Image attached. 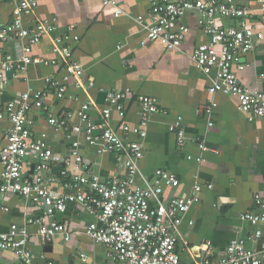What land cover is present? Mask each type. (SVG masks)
Listing matches in <instances>:
<instances>
[{
  "label": "built area",
  "instance_id": "2783aa9c",
  "mask_svg": "<svg viewBox=\"0 0 264 264\" xmlns=\"http://www.w3.org/2000/svg\"><path fill=\"white\" fill-rule=\"evenodd\" d=\"M8 2L12 6L13 19L6 24L0 22V89L9 82V71L15 77L30 64L57 63L56 59L34 53L35 46L46 36L55 34L57 29L54 21L38 17L39 1ZM149 2L152 17L145 27L149 40L161 43L166 50L179 49L191 31L182 20L187 15H195L207 41L197 44L190 56L209 78V93L236 97L239 108L249 120L264 117V92L244 85L240 77L247 67L244 57L258 45L264 46V28L254 23L257 12L264 15V0H256V8L241 4L239 0ZM121 13L123 10L119 8L116 15ZM223 19L233 20V24L226 25ZM79 40L80 35L71 31L54 36L52 51L63 62L66 75L63 82L51 77L44 81L58 99L65 97L69 79L80 82L84 75L82 64L71 60V44ZM12 41L20 44L19 59L4 52V46ZM261 78L264 79V73ZM47 94V89L18 93L0 110V121L8 118L11 122L6 133L7 144L0 143L1 193L3 196L18 195L27 204L43 210L40 216H27L21 225L12 223L5 230L0 228V249L11 250L19 264H49L36 259L29 246L31 236L35 234L46 242H52L57 236L70 240L72 232L58 214L65 213L71 204H80L93 218L82 233L92 242L102 244L111 260L121 264H182L178 251L181 225L203 186L197 183L191 194L166 199L163 183L176 184V175L158 168L154 181L150 182L142 173L140 162L145 155L142 139L147 135L152 118L166 113L158 99L132 89L109 90L105 93L99 118L91 114L93 101L82 102L76 112L70 111L61 118L45 106ZM130 100L137 105L135 123L127 120ZM217 105L211 99L208 110L212 111ZM115 114L123 120L120 129L111 122ZM75 117L77 122L72 121ZM42 122L48 130L70 140L67 154L55 152L50 147L49 131L38 129ZM170 130L176 133L178 147H184L188 139L181 119L172 122ZM77 135H83L84 143L93 148L95 157L105 152L116 154L121 172L105 178L95 172L93 159L81 152V140L73 139ZM132 135L139 139H133ZM198 145L205 148L202 142ZM55 167L60 168L61 177L54 172ZM61 178L68 188L66 193L54 187ZM207 186L213 185L208 183ZM253 200L255 210H247L241 217L255 226L247 239L260 242L259 245L247 248L246 238L234 239L217 255L214 264L264 263V190L256 193ZM8 210V205L0 206V211ZM32 224L37 226L35 233L29 229ZM208 246L212 249L210 242ZM81 257L86 260L87 254Z\"/></svg>",
  "mask_w": 264,
  "mask_h": 264
},
{
  "label": "crops",
  "instance_id": "0c3cea01",
  "mask_svg": "<svg viewBox=\"0 0 264 264\" xmlns=\"http://www.w3.org/2000/svg\"><path fill=\"white\" fill-rule=\"evenodd\" d=\"M38 1V17L54 21L56 35L70 31L80 35V40L71 44V60L82 64L84 75L80 82L69 79L65 97H56L44 80L51 77L63 82L66 71L60 57L52 51L55 34L46 36L35 46L34 53L56 59L57 63L30 64L17 76H8L9 82L0 89V110L18 93L36 89L48 90L45 106L58 117L70 111L76 112L82 102L93 101L95 105L91 114L99 118L105 93L109 90L132 89L156 97L166 113L152 118L147 135L142 139L145 154L140 162L142 173L150 182L154 181L158 168L176 175V184L163 183L166 199L191 194L197 183L203 186L181 225L182 239L178 245L181 263L214 264L217 255L237 238H246L247 248L257 247L260 242L247 239V235L256 228L241 214L255 210L254 195L264 190V117L249 120L239 108L236 97L209 93V78L196 67L190 56L197 44L207 41L196 16L187 15L182 20L191 31L181 47L166 50L161 43L148 38L145 27L152 17L149 0H110L113 3L105 0ZM239 2L257 7L256 0ZM119 8L123 13L117 16ZM257 13L254 23L264 28V15ZM12 19V6L8 0H0V22L6 24ZM222 22L233 24L229 19ZM4 52L19 59V42L7 43ZM244 60L247 67L240 74L241 81L264 92V79L261 78L264 73V46L258 45ZM4 95H7L5 101L2 100ZM211 99L218 105L209 111ZM176 119H181L188 139L182 148L177 145L176 133L170 130V124ZM127 120L132 123L138 120L135 101L127 102ZM72 121L77 122L78 119L75 117ZM111 122L120 129L123 120L115 114ZM10 127L8 118L0 121V143L7 144L6 133ZM38 129L49 128L42 122ZM48 131L50 147L55 152L67 154L70 140L61 138L60 133L51 129ZM73 139L81 140V152L93 159L95 172L104 178L121 172L116 154L105 152L95 157L93 148L84 143L83 135ZM201 142L205 144L204 149L198 145ZM54 172L61 177L59 167H55ZM60 180L54 187L66 193L65 180ZM2 182L0 161V186ZM208 183L213 186L208 187ZM2 204L9 207L8 211H0L2 230L12 223L23 224L30 214L40 216L43 213L42 208L27 204L20 196H3L0 190V206ZM58 218L72 232V237L66 241L57 236L52 242H46L33 234L29 246L39 262L121 264L110 259L102 244L92 242L82 233L93 219L82 205L71 204L65 213L58 214ZM29 229L35 233L37 226L32 224ZM83 253L87 254L86 260L81 257ZM0 264H19V260L11 250L0 249Z\"/></svg>",
  "mask_w": 264,
  "mask_h": 264
},
{
  "label": "water",
  "instance_id": "95a60500",
  "mask_svg": "<svg viewBox=\"0 0 264 264\" xmlns=\"http://www.w3.org/2000/svg\"><path fill=\"white\" fill-rule=\"evenodd\" d=\"M12 74H13L12 71L8 72V76H12ZM6 99H7V95H4L2 100L5 101Z\"/></svg>",
  "mask_w": 264,
  "mask_h": 264
},
{
  "label": "trees",
  "instance_id": "16d2710c",
  "mask_svg": "<svg viewBox=\"0 0 264 264\" xmlns=\"http://www.w3.org/2000/svg\"><path fill=\"white\" fill-rule=\"evenodd\" d=\"M66 116V114L64 113L63 115H60L61 118H64Z\"/></svg>",
  "mask_w": 264,
  "mask_h": 264
}]
</instances>
